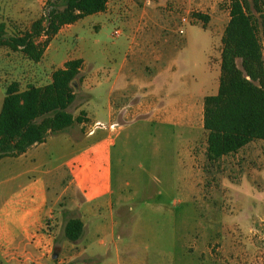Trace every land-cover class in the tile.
Listing matches in <instances>:
<instances>
[{
	"label": "rangeland",
	"instance_id": "1",
	"mask_svg": "<svg viewBox=\"0 0 264 264\" xmlns=\"http://www.w3.org/2000/svg\"><path fill=\"white\" fill-rule=\"evenodd\" d=\"M44 1L0 0V22L5 23L6 32L13 34L27 28L42 13ZM127 2L129 15H120V19L131 18L133 25L128 30L134 35L141 31L147 34L152 30L149 18L167 17V25L162 29L172 33L170 44L174 52L180 50L185 66L182 70L190 72L198 80L204 73L214 74L209 67L216 62L221 47L220 38L229 18L228 0H200L191 4L182 0ZM250 11L257 15L252 6ZM194 12L207 15L206 23L194 18ZM184 15L192 22L184 27L182 34H178L179 18ZM97 17L91 14L75 23L63 25L50 40L45 58L39 62L28 60L20 52L0 47V108L9 82L16 80L21 88L27 84L43 85L52 68L63 59L81 56L86 70L78 74L74 84L75 98L67 109L71 113H77L80 106L87 111L94 110L91 118L102 124L95 130L109 129L114 131L113 135L119 133L111 152L113 199L120 201L119 208L130 213L121 214L125 219L130 215V225L136 229L132 240L172 245L175 264H264L262 141L252 140L246 149L208 162L203 151L206 135L198 101L189 127L146 121L147 115L133 113L109 128L116 117H109L104 109L106 86L92 100L91 94L81 90L80 85H84L85 89L96 87L98 81L87 80L86 71L104 74L113 60L121 57L122 51H118L114 42L124 38L126 27L109 21H101L99 27V23L95 24ZM115 28L123 30L121 37L111 36ZM184 37L188 43L181 49L180 41ZM237 64L240 65L239 59ZM27 71L34 73L36 78L24 76ZM41 74L44 79L37 78ZM205 85L204 90L210 93L213 86L209 83L199 87ZM132 101V95H128L126 102L130 104ZM84 119L88 123L82 130L92 129L95 123H89L85 116ZM52 150L47 148L48 158L53 154ZM190 154L196 156L197 168L202 172L201 176L204 175L199 180H194L192 174L186 172ZM193 187L212 188L211 194H201L191 200L185 198L184 194ZM121 192L123 196H120ZM65 212H61V223L49 226L50 229L62 232L66 219L74 215L71 211ZM205 243L212 255L202 254ZM0 264L11 263L0 257Z\"/></svg>",
	"mask_w": 264,
	"mask_h": 264
},
{
	"label": "crops",
	"instance_id": "2",
	"mask_svg": "<svg viewBox=\"0 0 264 264\" xmlns=\"http://www.w3.org/2000/svg\"><path fill=\"white\" fill-rule=\"evenodd\" d=\"M194 1L200 0H182L189 4ZM128 5L127 0H108L104 11L94 13L98 16L95 24L99 23V27L101 21L123 24L126 35L114 42L118 51H122L121 57L113 60L104 74L86 71L85 78L98 81V84L91 89H85L81 84V90L91 94L93 100L106 86L104 109L109 117H116L110 124L124 121L135 113L137 116L147 115L146 121L189 127L197 101L203 110L204 97L217 91L221 47L216 62L209 67L214 74L204 73L200 80L195 79L193 74L182 70L185 66L180 50L174 52L170 44L172 33L162 29L167 25V17L149 18L152 30L147 34L141 31L136 36L128 30L133 25L131 18L120 19V15H129ZM191 22L192 19L188 18L183 28ZM118 29L120 35H111L113 38L122 36L123 30ZM187 43V39L182 38L180 48L186 47ZM47 49L48 46L42 58H45ZM76 57L82 58L68 56L52 68L44 84L50 81L55 68ZM83 69L86 70L84 60L79 73ZM23 75L27 78L36 76L30 71ZM37 78L44 79V75ZM203 83L213 86L210 93L204 90L206 85L199 87ZM19 88L24 89L20 84ZM128 95L133 99L130 104L126 102ZM81 111V122H74L66 130L49 135L45 141L31 145L18 156L0 158V257L11 264H175L172 245L132 240L136 229L130 225V215L125 219L121 214L129 212L119 208L120 201L113 199L111 152L119 133L113 135L114 131L109 129H94L89 134L90 129L82 130L88 123L84 116L89 123L99 121L91 118L94 110L87 111L83 106L72 115L75 117ZM250 142L240 149H246ZM47 148H53L49 158ZM205 148L206 142L204 152ZM187 158L190 165L186 172L191 173L194 180L204 177L197 168L196 156L190 154ZM211 190L193 187L183 194L191 200L201 194L210 196ZM123 195L121 192L120 196ZM62 211H71L82 221L83 230L78 240L64 238L63 227L61 233L56 228L50 229L49 226L61 223ZM206 245L202 254L212 255ZM53 253H57L55 258L51 257Z\"/></svg>",
	"mask_w": 264,
	"mask_h": 264
},
{
	"label": "trees",
	"instance_id": "3",
	"mask_svg": "<svg viewBox=\"0 0 264 264\" xmlns=\"http://www.w3.org/2000/svg\"><path fill=\"white\" fill-rule=\"evenodd\" d=\"M107 2L45 0L42 13L22 31L8 34L5 23L0 22V47L39 62L63 25L104 11ZM250 6L257 15L251 13ZM228 8L220 39L218 88L203 99L204 154L211 163L236 153L252 140H261L264 148V0H228ZM192 16L204 23L208 20L199 12ZM82 62L79 57L67 59L43 85L27 84L20 89L17 81L7 84L0 108V158L18 156L49 135L82 121L83 111L74 117L67 109L75 98L74 84ZM82 230V221L69 216L63 237L76 241Z\"/></svg>",
	"mask_w": 264,
	"mask_h": 264
},
{
	"label": "built area",
	"instance_id": "4",
	"mask_svg": "<svg viewBox=\"0 0 264 264\" xmlns=\"http://www.w3.org/2000/svg\"><path fill=\"white\" fill-rule=\"evenodd\" d=\"M187 22H188V17H187V15L181 16V17L179 18V25H178V29H177V31H178L179 34H182V33L184 32V28H183V26H184V24H186ZM111 35H112L113 37H118V36L120 35V30L117 29V28L113 29ZM101 126H102V124H101L100 122H96V123L94 124V127H93L92 129H90V130L88 131V133H89V134L92 133V132L94 131V128L101 127ZM112 127H113V124L109 125V128H112Z\"/></svg>",
	"mask_w": 264,
	"mask_h": 264
},
{
	"label": "water",
	"instance_id": "5",
	"mask_svg": "<svg viewBox=\"0 0 264 264\" xmlns=\"http://www.w3.org/2000/svg\"><path fill=\"white\" fill-rule=\"evenodd\" d=\"M56 256H57V253H53V254L51 255L52 258H55Z\"/></svg>",
	"mask_w": 264,
	"mask_h": 264
}]
</instances>
